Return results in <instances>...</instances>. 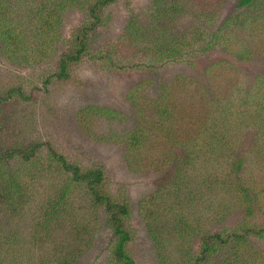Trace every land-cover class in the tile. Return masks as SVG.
Returning <instances> with one entry per match:
<instances>
[{
  "label": "rangeland",
  "instance_id": "rangeland-1",
  "mask_svg": "<svg viewBox=\"0 0 264 264\" xmlns=\"http://www.w3.org/2000/svg\"><path fill=\"white\" fill-rule=\"evenodd\" d=\"M51 151L103 171L133 264H264V0H0V264H113Z\"/></svg>",
  "mask_w": 264,
  "mask_h": 264
},
{
  "label": "trees",
  "instance_id": "trees-1",
  "mask_svg": "<svg viewBox=\"0 0 264 264\" xmlns=\"http://www.w3.org/2000/svg\"><path fill=\"white\" fill-rule=\"evenodd\" d=\"M109 1V0H108ZM253 0H241V5H248ZM107 2V1H106ZM105 3L101 1L100 4ZM94 10V9H92ZM83 38V35L82 37ZM85 44L80 41L77 49H75L73 55H64L58 64L59 72L57 76L60 78H67L69 63H74L79 59V56L84 52ZM165 110V109H164ZM163 110V111H164ZM170 110V109H169ZM171 111V110H170ZM161 112V111H160ZM140 142V141H139ZM135 142V143H139ZM39 148L38 144H30L28 146L15 147L10 151L2 152L7 154V158L20 157L24 161H29L34 153ZM49 149V148H48ZM51 149V148H50ZM50 151V150H49ZM2 153H0V160ZM54 157L57 162L62 166V168L70 173L71 175V185H84L88 191L89 197L93 204H100L104 206L105 211V224L108 226L110 232L112 233V239L110 240L111 246V263L113 264H133V260L129 251L127 250V242L130 238V234L125 230L123 225V220L128 215V209L124 204L114 202L107 195L101 192V183L103 181V171L100 168L89 169L82 171L80 166L68 164L66 160L61 156L51 151V158ZM71 188V187H70ZM64 193L62 192L63 197ZM244 228H237L236 232H232V237L239 241H246V234L252 229L248 226H243ZM208 240V241H207ZM221 241L218 234L211 235L207 239H203L204 249L201 252V256L197 258V262L204 261L206 256L210 253L211 241ZM224 241L223 243H225ZM212 250V249H211ZM215 252V249H213Z\"/></svg>",
  "mask_w": 264,
  "mask_h": 264
}]
</instances>
